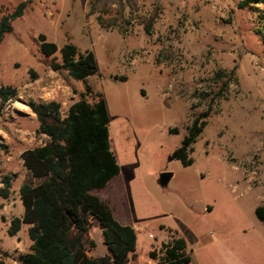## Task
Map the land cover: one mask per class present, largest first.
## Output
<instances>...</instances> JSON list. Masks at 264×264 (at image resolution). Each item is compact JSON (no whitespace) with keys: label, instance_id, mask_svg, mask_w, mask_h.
Here are the masks:
<instances>
[{"label":"rangeland","instance_id":"rangeland-1","mask_svg":"<svg viewBox=\"0 0 264 264\" xmlns=\"http://www.w3.org/2000/svg\"><path fill=\"white\" fill-rule=\"evenodd\" d=\"M20 1L0 0V16ZM128 1L124 32L101 27L88 13L90 0H31L12 22L0 42V85L17 94L0 107V176L20 174V153L48 140L36 131L29 102L57 101L64 118L84 91L66 71L51 70L61 54L41 53L42 33L58 47L72 43L95 56L97 71L87 83L112 103L110 141L120 168L110 205L136 227L129 264H159L148 252L175 236L186 241V264H264V221L254 214L264 208V5ZM110 8L114 14L117 6ZM205 111L192 164L169 160L193 117ZM163 171L172 173L165 186L157 181ZM4 221L0 214V247L11 249L4 262L21 264L31 240L25 227L9 235ZM89 238L95 245L87 253L102 255L96 222Z\"/></svg>","mask_w":264,"mask_h":264},{"label":"trees","instance_id":"trees-1","mask_svg":"<svg viewBox=\"0 0 264 264\" xmlns=\"http://www.w3.org/2000/svg\"><path fill=\"white\" fill-rule=\"evenodd\" d=\"M31 0H23L8 13L0 16V42L13 29L12 22L23 15ZM128 0H90L89 14H95L103 28L122 26L123 10ZM117 9L111 14L110 5ZM238 7L264 5V0H239ZM154 18L146 31L149 32ZM41 53L52 56L57 51L61 61H50L53 71L64 70L74 80L81 81L84 91L68 107L64 118L60 117V103L54 100L30 101L29 108L38 123L36 131L47 137L38 146L25 149L20 157L29 173L19 187L23 205L21 217L10 219L7 233L15 235L22 224H28L27 235L30 250L19 254L21 264H129V256L135 255L136 232L134 227L121 224L107 201L91 192L103 188L119 173V165L109 143V115L104 97L93 92L87 78L97 71V63L90 49L79 51L77 46L66 43L58 47L47 37L37 36ZM17 91L10 85H0V107L14 99ZM90 95L91 99L86 97ZM209 112L195 115L186 128V135L171 153L183 166L192 164L190 156L193 143L207 124ZM176 128L169 132H176ZM15 174L0 176V196L7 198ZM254 214L264 221V208L256 206ZM92 222L101 232L102 255L87 253V246L95 241L89 238ZM170 231V230H169ZM150 258L159 257V264H186L191 260L186 253V241L172 237L162 242L158 250L148 252ZM10 253L0 248V264Z\"/></svg>","mask_w":264,"mask_h":264},{"label":"crops","instance_id":"crops-1","mask_svg":"<svg viewBox=\"0 0 264 264\" xmlns=\"http://www.w3.org/2000/svg\"><path fill=\"white\" fill-rule=\"evenodd\" d=\"M85 49H87V48H85ZM85 49H83V50H85ZM88 79H87V81H88ZM93 90H94V92L98 91L96 89H93ZM54 91H56V90H54ZM141 91H142L143 94L146 93V91H144L142 89H141ZM98 92H100V91H98ZM104 99H105V97H104ZM105 102H106V107H107V111H108V115H109L108 133H109L110 149H111V151L113 152V154H114V156L116 158V155H115V153L113 151V145H112V143L110 141L111 140V137H110V124H111V116L113 114L112 105H111L112 103L111 104L110 103L108 104V102L106 101V99H105ZM122 109H123V107L121 108V110ZM124 110H126V109H124ZM149 112H151V111H149ZM131 131H133V130H131ZM116 161H117V158H116ZM20 170L22 172L20 174H18L17 176H16V173H12V174H15V177L13 178L12 185H11V188H10L8 197L7 198H2L0 196L1 199H2L1 200L2 201V204H3L2 207L0 208V214H2L4 216L5 221L3 223L6 224L5 227H7V228L9 226L10 219L12 217H21V215L23 214V205H22V202H21V199H20V195H19V187L22 184V182L29 177V173H28L27 169L24 167V165L22 163L21 157H20ZM119 174H120V171L111 180H109V182L103 188H101V189H93V190H91V192L94 193V194H96V195H98L103 200L107 201L109 203V205H110L111 204V200H110L109 191L113 187H117L118 186V182H120V179H118V177L120 176ZM0 187H1V183H0ZM102 189H103V191L105 190V194L104 193H99V190H102ZM110 207H111V205H110ZM209 208H211V206H204L203 207V210L208 211ZM113 214H114V217L121 224L132 226V223L129 221V219L127 220L124 217H121V215H116V213H114V210H113ZM28 226H29L28 224H22L21 227H20V229H19V231L15 235H17L23 229V227H25V229L27 231ZM7 228H6V231H7ZM134 229L136 231V227ZM96 243H98V242H96ZM30 244H31V242H30ZM2 250H5L7 252H10L11 249H7V250L6 249H2Z\"/></svg>","mask_w":264,"mask_h":264},{"label":"water","instance_id":"water-1","mask_svg":"<svg viewBox=\"0 0 264 264\" xmlns=\"http://www.w3.org/2000/svg\"><path fill=\"white\" fill-rule=\"evenodd\" d=\"M172 157H169V160L171 159ZM172 177V173L169 172V171H163V172H160L159 175H158V183L161 185V186H165L169 180L171 179Z\"/></svg>","mask_w":264,"mask_h":264},{"label":"built area","instance_id":"built-area-1","mask_svg":"<svg viewBox=\"0 0 264 264\" xmlns=\"http://www.w3.org/2000/svg\"><path fill=\"white\" fill-rule=\"evenodd\" d=\"M54 95H55V93L54 92H52V94H51V99H54Z\"/></svg>","mask_w":264,"mask_h":264}]
</instances>
